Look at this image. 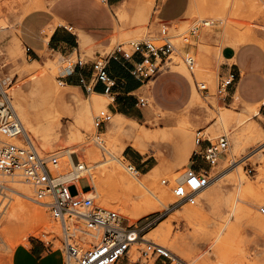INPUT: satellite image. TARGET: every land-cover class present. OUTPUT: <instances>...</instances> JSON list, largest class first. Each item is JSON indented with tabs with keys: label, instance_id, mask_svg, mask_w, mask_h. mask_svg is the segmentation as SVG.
<instances>
[{
	"label": "rangeland",
	"instance_id": "374dc122",
	"mask_svg": "<svg viewBox=\"0 0 264 264\" xmlns=\"http://www.w3.org/2000/svg\"><path fill=\"white\" fill-rule=\"evenodd\" d=\"M62 1L64 0H0V21L4 20L9 24L7 30L0 29V77L4 83L2 87L12 98L14 107L39 152L43 155L58 154L61 161H66L67 148L87 149L97 151L99 160L105 161L109 156L104 154L105 152L96 144V140L104 139L120 162L128 168L135 167L140 173L135 174L130 171L131 174L140 175L142 178L157 166L158 181L169 192L172 199L167 202L168 209L162 208L159 212L131 223L119 206L106 207L102 203L101 198L94 191L91 178L87 176L88 180H83L82 186L87 190L90 183L92 187L89 188L90 192L94 193L91 197L94 198L97 206L117 211L131 225L141 227L152 222L153 225L147 231L145 238L164 246L179 259L199 258L196 264L210 259L209 264H217L218 259L224 255L223 264H264V213L261 211L264 208V110L263 113L257 115L256 108L246 106L244 103L224 104L217 89L220 67L225 63L223 52L225 50L232 52V48L236 49L237 33L242 34L241 38L247 35L258 36L260 42L255 46L263 53V70L260 77L264 80L263 18L250 15L247 10L248 0H213L209 6L197 13L188 12L190 0H176L174 5V0H171V7L182 9L181 16L173 21H161L163 17L159 14L169 5V0H123L116 7L106 6L109 14V27L105 32V38L101 40L102 42L90 47L83 43L82 59L87 57L95 61L98 55L111 56L120 48L130 51L132 42L160 44L164 27L167 28L177 48L166 61L161 73L141 90L140 96L148 101L146 107L139 108V112H143V115L139 116V120H135L137 122L121 119L125 128L124 134H121L115 132L112 126L116 114L111 122L101 130H97L94 125L95 115L100 111H106L107 105L112 102L109 96L99 105L87 109L85 104L95 103L93 92L89 94L80 86L70 84L67 78H61L63 70L79 62L77 55L66 58L49 50H41L36 56L28 54L30 58L23 57L26 47L21 27L25 18L32 14H43L55 17L56 24L69 26L67 23L69 19L60 18L62 16H58L53 9ZM89 1L99 5L105 4V0H65L64 2L69 8L70 6L77 8ZM124 2H126L124 7L119 9ZM236 4H241L244 8L238 17L234 15ZM172 12H175L174 9L167 11L165 16ZM66 14L73 18L79 17L74 9ZM223 16L227 17L226 24L219 20ZM240 21L241 27L239 28ZM206 22L210 24L206 25ZM230 22L236 24L233 25ZM195 28H197V33L192 35L188 41L184 40L182 33L190 32ZM49 37L50 32L45 38L46 42ZM187 52L196 57L193 72L184 62ZM48 68H50L49 77H51H48V81H44L41 73ZM171 72L181 75L190 85L188 99L177 109L160 102L154 95V88L160 78ZM202 84L206 85L209 93L199 87ZM53 87H57L60 93L65 95L64 100L55 96ZM220 114L228 115L225 123L219 121ZM81 116L89 117L92 126L80 130L78 121ZM47 121H51L50 128L48 127L47 132L43 131L45 137L47 136L43 138L42 133L40 134L35 127L46 126ZM52 129L56 132H52ZM165 129L168 132L166 138L159 136L154 138ZM49 130H51V137ZM200 131L204 134L199 135ZM142 133L152 136L145 142L148 149L145 155H140L141 153L130 145L135 143L139 134ZM224 135L230 141L227 157L213 166L207 163L205 167L209 178L212 179L209 188L198 196L195 205L186 204L170 211L169 208L175 201L173 189L177 186L178 179L191 166V158L198 148L197 139L201 137L203 140H210L214 143ZM238 140H240L239 148L235 144ZM49 143L52 144L49 145ZM126 151L138 159L135 158V162H130L125 158ZM72 157L74 162L80 161L86 165L91 164L93 160L91 155L88 156L83 151L73 154ZM146 157H150L147 162L138 163V160ZM243 162L245 163L241 166L242 173L240 174L237 167ZM99 168L101 166L97 167ZM72 171L73 168L60 175H75L76 173ZM72 178L73 176L71 179H64L72 183L75 181ZM164 180L166 182H163ZM11 186L17 194L13 195V200L0 222V264H11L13 250L19 244L25 243L28 238H35L63 249L62 226L52 218L47 207L33 200L35 189L19 181ZM20 186L29 187V198L18 194L22 192ZM111 192L119 191L112 189ZM70 193L76 195L77 189L70 188ZM126 197L131 200V206L139 208L146 205L143 204L144 197L140 193H133ZM17 200L22 201L26 206L32 205L39 209L49 220L51 228L33 220L27 214L19 221L8 223L9 211ZM191 207H195V213L181 216ZM167 219L172 220L169 236L166 232L162 238H159L165 239L164 244L154 238L153 230ZM7 224L11 225L7 226ZM7 229L8 232H5ZM178 246L185 247L181 251ZM145 248L146 245L143 243L134 245L128 255L130 260L125 257L118 264H155L156 258H151L147 262L142 259L141 251ZM244 255L248 258H243ZM178 258H175L177 261H173L172 264H188L187 261L183 263Z\"/></svg>",
	"mask_w": 264,
	"mask_h": 264
},
{
	"label": "built area",
	"instance_id": "2783aa9c",
	"mask_svg": "<svg viewBox=\"0 0 264 264\" xmlns=\"http://www.w3.org/2000/svg\"><path fill=\"white\" fill-rule=\"evenodd\" d=\"M196 33L197 28L191 29L190 32L182 33V37L188 41ZM161 34L160 44L132 42L130 51L120 48L111 56L98 55L92 65L94 81L102 83L106 93L112 95L118 81L109 74L111 58L128 61L138 54L142 60L133 66L131 74L143 85L149 83L161 73L166 61L177 49L167 28L164 27ZM184 62L193 72L196 57L187 52ZM71 70L72 67L63 70L61 78L66 79L68 73H72ZM234 81V72L220 74L218 94H227ZM81 86L87 93L93 91L92 85L84 79L81 80ZM199 87L209 93L206 85ZM136 105L144 108L148 101L137 97ZM113 116L108 110L100 111L94 117L95 128L101 130L111 122ZM204 142L208 145L201 149L199 156L208 164L216 165L227 157L230 141L226 135L214 143L201 137L197 139V145ZM74 163L79 167L81 162ZM71 168L72 173H76L77 168L69 166L65 160L61 161L58 154L43 155L39 152L26 131L12 98L0 83V221L7 212L13 195L17 193L11 185L19 181L35 189L33 200L47 207L52 218L61 224L65 264H118L125 257L129 258L132 246L144 242L152 222L141 227L131 225L117 211L97 206L94 198L87 195L90 191L83 193L79 188L76 195H71V185L83 177L76 178L73 175V180L76 181L72 183L58 179L60 173ZM129 168L132 172H138L133 166ZM211 181L207 171L189 166L173 189L175 201L169 210L186 204L195 205L198 196ZM89 188H92L90 183ZM261 211L264 213V208ZM144 244L146 248L141 251V257L146 262L151 258L157 259L155 264H172L174 261L163 247L148 242Z\"/></svg>",
	"mask_w": 264,
	"mask_h": 264
},
{
	"label": "crops",
	"instance_id": "0c3cea01",
	"mask_svg": "<svg viewBox=\"0 0 264 264\" xmlns=\"http://www.w3.org/2000/svg\"><path fill=\"white\" fill-rule=\"evenodd\" d=\"M64 1L56 4L53 9L58 16H62L60 18L64 20L69 19L67 21L69 26H64L60 23L56 24L55 17H48L43 14H32L25 18L21 27L26 47V53L23 57L30 58V55L36 56L38 51L41 50H49L66 58H72L77 55L79 62L72 67V73H68L67 81L82 88L81 80L84 79L92 85L93 94L109 96L111 99L114 97L112 102L107 105L108 111L114 115L123 114L125 117L128 116L134 119L133 121L139 120V116L143 115V112H139L136 102L137 97H141L140 92L146 84L143 85L139 80L134 78L131 74V69L142 60L141 56L138 54L134 55L128 61L121 58H111L109 74L118 81L117 86L113 88L112 95L106 93V88L102 83L94 81L92 75L94 61L89 60L87 57L81 58L83 43L90 47L96 45L98 42H102L101 40L105 38V32L109 27V14L106 6L116 7L123 0H105V4L100 5L89 1L87 4L80 5L77 8H71L70 6L79 16L74 18L67 16L66 13L70 12L71 9L68 7V4L65 5ZM175 2L176 0H174L173 5ZM124 4L126 2L119 9L123 8ZM170 5L171 0H169V5L159 13L160 17H163L161 21H173L181 16L182 9H175ZM189 8L190 2L188 12ZM172 9L175 12L165 16V13ZM49 32L50 37L46 42L45 38ZM255 45L257 44H246L238 49L232 48V52L227 50L223 52L225 63L220 67V74L232 71L235 73V81L227 94L220 96V99L227 105L235 102L244 103L246 106L262 104L259 111L261 114L264 110V80L260 77V73L263 70V53ZM189 93V82L175 72H171L160 78L154 88L155 98L173 109L179 108L188 99ZM128 117L127 119L132 120ZM207 145V142L198 145L197 151L191 158V166L197 170L202 169L206 171L207 162L199 154L201 149ZM125 158L130 162H135L136 157L126 151ZM149 159L150 157L143 158L140 161L138 160V163L144 164ZM85 179L87 178H80L70 188L75 187L77 190L80 188L83 193L89 192V188L85 190L82 186V181ZM11 264H65V256L61 248H56L50 243L35 238H28L25 243L19 244L13 250Z\"/></svg>",
	"mask_w": 264,
	"mask_h": 264
},
{
	"label": "bare ground",
	"instance_id": "6f19581e",
	"mask_svg": "<svg viewBox=\"0 0 264 264\" xmlns=\"http://www.w3.org/2000/svg\"><path fill=\"white\" fill-rule=\"evenodd\" d=\"M151 1V0H150ZM149 1V4H150ZM213 0H191L190 1V8L189 11H194V12H199L200 10L204 9L205 7L209 6L210 3ZM239 2V1H238ZM263 2L264 0H248L247 3V10L250 13V15L252 16H258V17H262L263 18V22H264V14H263ZM153 3V1H152ZM235 3V2H234ZM243 6L241 4H236V8L234 10V15L236 17L239 16V14L243 11ZM123 10V9H122ZM120 11V10H119ZM195 13V14H196ZM20 18V17H19ZM237 21V18H235ZM234 19V20H235ZM219 20H221L223 22V24L227 23V17L223 16L221 18H219ZM231 24L235 25V22H230ZM210 22H206V25H209ZM248 24V23H247ZM243 25V22H242ZM237 26V25H236ZM239 28L241 27V21H240V25H238ZM227 27V26H226ZM9 28V24L4 21L1 20L0 21V29L1 30H7ZM236 30V29H235ZM248 32V31H247ZM234 35V34H233ZM232 35V36H233ZM242 36V34L237 33V37H236V49H238L240 46L246 45V44H259V39L258 36H251V35H247V36H243L242 38L240 37ZM52 69V67H50ZM50 68H48V70H44L41 75L43 77L44 81H48V79L51 77H49L50 75ZM30 70V69H29ZM36 70V69H35ZM43 70V69H42ZM32 71V70H31ZM34 71V70H33ZM41 71V70H40ZM30 72V71H29ZM32 74V72H31ZM34 74V72H33ZM38 74V73H37ZM35 75V74H34ZM49 77V78H48ZM52 80V79H50ZM0 83L2 85H4L3 83V79L0 77ZM63 84V83H61ZM53 85V84H52ZM68 86V85H67ZM50 87V86H49ZM48 87V88H49ZM52 87V86H51ZM45 88V87H44ZM47 88V87H46ZM54 88V92H55V96L57 98L63 99L65 98L64 94H61L60 91L57 89V87H53ZM65 92V91H64ZM54 96V95H53ZM51 97V96H50ZM107 96H102V95H98V94H94V99H95V103H91L88 102L87 104H85V106L88 108H93L97 105H99V103L104 102L106 100ZM56 98V99H57ZM52 99V98H51ZM93 100V99H92ZM264 104V102H263ZM94 105V106H93ZM262 104L257 105V106H249V107H254L256 108V114L260 115V107ZM86 112V111H85ZM86 114V113H85ZM219 114V113H218ZM88 114H86L87 116ZM123 115V114H122ZM119 115L116 114L115 115V120L112 122V126L115 132H120L121 134H124V130L125 128L123 127L122 123H121V119H127V117H125L124 115ZM50 116V115H49ZM85 116V115H84ZM81 116L79 118L78 121V125H79V129L83 130L87 127L92 126V121L89 117H84ZM89 116V115H88ZM51 117V116H50ZM55 117V116H54ZM230 117V116H229ZM62 119V118H61ZM129 120V119H128ZM228 120V115L227 114H220L219 115V121L221 123H225ZM124 121V120H123ZM132 122H135L133 120H131ZM48 122V121H47ZM125 122V121H124ZM51 121H49L47 123L46 126H38L35 127L36 130L41 134V137L46 138L44 135L43 131H48V129L50 128V124ZM49 127V128H48ZM57 127V126H56ZM47 128V129H45ZM141 128V127H140ZM256 130H258L257 127H255ZM250 129V128H249ZM46 131V132H47ZM49 135L51 137V130H49ZM78 131V130H77ZM85 131V130H84ZM95 131V130H94ZM52 132L53 129H52ZM56 132V131H55ZM54 132V133H55ZM74 132V131H73ZM83 133V132H82ZM112 133V132H111ZM73 134V133H72ZM81 134V133H80ZM79 134V135H80ZM199 135L204 134L203 132H199ZM47 135V134H46ZM53 135V134H52ZM56 135V134H54ZM94 135V133H93ZM168 135L167 129H165L164 131H162L161 133H159L158 135H155L154 138L159 137H163L166 138ZM76 136V135H75ZM127 136V135H126ZM79 137V136H78ZM82 137V136H81ZM104 137V136H103ZM112 137V136H111ZM73 138V137H72ZM98 138V137H96ZM129 138V137H128ZM152 138V136L142 133L139 134V138L138 140L133 143L130 144L133 148L136 149V151H138L141 154H146L148 153V149L147 146L145 144V142L147 140H150ZM49 139V138H48ZM101 139V138H100ZM95 140V139H94ZM186 140V139H185ZM111 141V140H110ZM115 141V140H113ZM46 142V141H45ZM113 143V142H112ZM52 144V143H51ZM49 143V145H51ZM96 144L99 148H101L106 154L109 156V158L105 159V161H101L99 160V154L97 151H88L87 149H69L67 148L65 151V155H66V161L70 166L76 167V176L77 177H87L89 176L91 178V181L93 183V188L94 191L97 193V196H99L101 198L102 203L106 206V207H113L116 208L119 206V208H121L126 215V218L129 219L131 221V223H133V221L135 220H139L143 217H146L152 213L155 212H159L161 211L162 208L168 209L167 207V202L169 200H171V196L169 194V192L164 189L161 185L160 182L158 181L157 178V171H158V167H154L153 169H151L148 173H146L142 178L140 177V175H135V174H131L130 173V168H128L126 165H124L122 162H120V160L117 158V156L115 155V153L110 150V148L107 146L106 144V140H96ZM237 145V148L240 147V140L236 141L235 143ZM95 145V144H94ZM115 145V143H114ZM119 145V144H118ZM45 146V145H44ZM96 146V147H97ZM46 147V146H45ZM125 148V146H123ZM114 149V148H113ZM117 150V149H115ZM83 151L84 153H86L88 156L91 155V157L93 158L91 164L86 165L84 162L80 163V166L77 167V165H75L74 160L72 155L79 153ZM156 157V156H155ZM161 160V159H160ZM117 163H119L120 165H118ZM245 162H243L242 164H240L237 169L238 172L241 174V166L244 164ZM98 166H101V168L97 169ZM123 168H122V167ZM138 174H140L139 172H137ZM72 174H68L66 176H64L63 174L60 175L59 180H62L64 178H70L72 177ZM181 178V177H180ZM180 178L178 180H180ZM73 179V178H72ZM76 181V180H75ZM74 181V182H75ZM163 182H166L165 180ZM212 183V181H211ZM211 185V184H210ZM209 185V186H210ZM208 186V187H209ZM19 187V186H18ZM207 187V188H208ZM20 188L22 189V192H18V194H20L23 197L29 198L28 194L30 193L29 187H25V186H20ZM112 189H115L116 191L119 192H111ZM133 193H140L141 196L144 197L143 200V204H146L145 206H141L139 208L135 207L133 204V206H131L130 201L126 195H132ZM203 193V192H202ZM200 193V194H202ZM17 194V193H16ZM94 193L89 192L87 195L88 196H93ZM31 195V194H30ZM96 197V196H94ZM135 198V197H134ZM30 200H32L30 198ZM117 205V206H116ZM169 205V204H168ZM11 210L9 211L8 217H9V222L12 221H19L21 218L24 217L25 214L29 215L33 220L40 222L41 224H44L45 226H47L48 228H51L49 220L43 216V214L39 211V209L33 207L32 205L26 206L22 201L17 200L15 202V204L13 206H11ZM195 207H191L190 209H187L183 215L181 216H188L191 215L193 213H195ZM1 222V221H0ZM172 220L171 219H167L164 222H161L154 230V235H155V239H159L162 238L166 232H168L167 236H169V232H170V226H171ZM11 224H7V226H10ZM8 232V229L5 231ZM150 234V233H149ZM0 236H1V232H0ZM166 236V237H167ZM146 237V235H145ZM162 243H166L165 239H159ZM152 243L158 246H161L165 249V251L167 252V255L170 257V259L177 261L175 258H178L177 256H173V254L171 253L170 250H168L167 248H165L162 245H159L157 243H154V241L152 240H147L146 238H144V243ZM160 242V243H161ZM21 243V242H20ZM137 244H142V243H137ZM136 245V244H135ZM134 246V245H133ZM132 246V247H133ZM185 246H178V248L183 251L182 249ZM171 249V248H170ZM133 249L131 248V250L129 251L128 255L130 254V252ZM218 254V252H217ZM221 255V254H220ZM215 257V256H214ZM241 257V256H240ZM243 258L245 257V259H247L248 257L246 255L242 256ZM241 257V258H242ZM218 258V257H217ZM179 259V258H178ZM199 258H195V259H190V260H186L183 258H180V261H184V262H188V264H196L198 262ZM227 259V258H226ZM210 260V259H209ZM209 260L206 259L205 261H203L201 264H209ZM183 262V263H184ZM225 262V258L224 255H222V257H220V259H218V263L217 264H223ZM186 264V263H185Z\"/></svg>",
	"mask_w": 264,
	"mask_h": 264
}]
</instances>
